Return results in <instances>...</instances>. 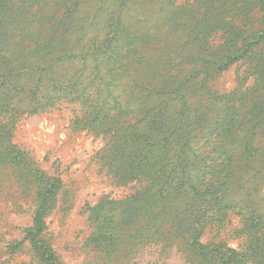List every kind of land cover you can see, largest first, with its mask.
<instances>
[{
	"label": "trees",
	"instance_id": "1",
	"mask_svg": "<svg viewBox=\"0 0 264 264\" xmlns=\"http://www.w3.org/2000/svg\"><path fill=\"white\" fill-rule=\"evenodd\" d=\"M177 1L0 0V160L26 159L19 115L78 104L75 123L107 139L103 168L134 189L113 200L126 226H97L102 257L264 264V0ZM233 65L244 70L220 92ZM60 188L37 184L34 226L12 246L29 239L39 264H60L42 236ZM231 216L239 248L202 241Z\"/></svg>",
	"mask_w": 264,
	"mask_h": 264
},
{
	"label": "rangeland",
	"instance_id": "2",
	"mask_svg": "<svg viewBox=\"0 0 264 264\" xmlns=\"http://www.w3.org/2000/svg\"><path fill=\"white\" fill-rule=\"evenodd\" d=\"M192 0H178L183 4ZM243 65H233L214 81L220 92L236 85ZM82 110L78 104H59L41 113L23 114L16 119L12 142L15 155L26 158L15 163L0 160V264H39L32 241L26 239L20 248L12 246L21 241L34 226L38 206L36 186L44 178H59L61 188L43 218L42 236L60 264H125L121 251L102 255L96 250L94 233L97 226L113 228L126 226L122 200L134 192L131 183L121 184L103 168L98 152L107 139L97 136L76 122ZM17 157V158H18ZM16 160V159H15ZM261 198L264 188L260 190ZM237 216L220 229L209 225L203 242L223 240L239 248L242 239L234 234L240 226ZM224 226V225H223ZM136 256V255H135ZM131 256V264H186L177 249L169 254L143 249Z\"/></svg>",
	"mask_w": 264,
	"mask_h": 264
}]
</instances>
